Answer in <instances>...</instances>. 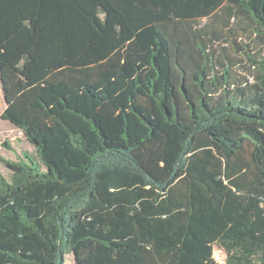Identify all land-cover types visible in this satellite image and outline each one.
Here are the masks:
<instances>
[{"label": "trees", "instance_id": "trees-1", "mask_svg": "<svg viewBox=\"0 0 264 264\" xmlns=\"http://www.w3.org/2000/svg\"><path fill=\"white\" fill-rule=\"evenodd\" d=\"M247 33L264 0H0L1 118L37 154L0 158V264H264Z\"/></svg>", "mask_w": 264, "mask_h": 264}, {"label": "rangeland", "instance_id": "rangeland-1", "mask_svg": "<svg viewBox=\"0 0 264 264\" xmlns=\"http://www.w3.org/2000/svg\"><path fill=\"white\" fill-rule=\"evenodd\" d=\"M239 32L242 33L241 31ZM241 37L243 38V41L247 43H254L251 49L253 54L257 55V53L262 51L264 41L257 40L249 33L242 34ZM233 58L234 60H238L233 66V76L238 78L239 75H244L245 73L248 74V57L237 55V58ZM5 108L6 104L0 82V158L5 161L16 162L22 158L23 153H28L29 155L37 158L35 149L26 141L23 133L12 126L9 122L2 120L1 116L4 113ZM0 171L4 174H8L6 167L2 162H0ZM65 264H75L73 254H67L65 256Z\"/></svg>", "mask_w": 264, "mask_h": 264}, {"label": "built area", "instance_id": "built-area-1", "mask_svg": "<svg viewBox=\"0 0 264 264\" xmlns=\"http://www.w3.org/2000/svg\"><path fill=\"white\" fill-rule=\"evenodd\" d=\"M215 259L218 264H226V256L221 250L216 251Z\"/></svg>", "mask_w": 264, "mask_h": 264}, {"label": "water", "instance_id": "water-1", "mask_svg": "<svg viewBox=\"0 0 264 264\" xmlns=\"http://www.w3.org/2000/svg\"><path fill=\"white\" fill-rule=\"evenodd\" d=\"M1 86H2V84H1ZM5 104H6V102H5ZM7 106V105H6Z\"/></svg>", "mask_w": 264, "mask_h": 264}]
</instances>
